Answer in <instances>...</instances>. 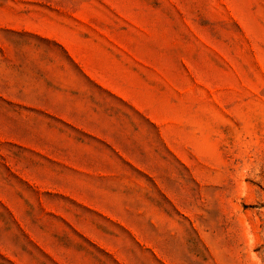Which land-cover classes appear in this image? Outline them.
<instances>
[{"label":"rangeland","instance_id":"obj_1","mask_svg":"<svg viewBox=\"0 0 264 264\" xmlns=\"http://www.w3.org/2000/svg\"><path fill=\"white\" fill-rule=\"evenodd\" d=\"M95 34L141 46L152 112L173 119L176 161L155 130L116 141L166 159L136 173L124 220L55 190L67 145H87L91 163L110 153L56 108L141 114L42 36ZM64 63L91 94L62 86ZM0 264H264V0H0Z\"/></svg>","mask_w":264,"mask_h":264},{"label":"crops","instance_id":"obj_2","mask_svg":"<svg viewBox=\"0 0 264 264\" xmlns=\"http://www.w3.org/2000/svg\"><path fill=\"white\" fill-rule=\"evenodd\" d=\"M42 36L55 41L64 50L70 64H74L71 58L78 64L79 68H75L77 73L87 81L130 104L136 112L141 113L139 116L105 115L100 111L102 107L97 112L98 103L78 98L73 102L64 103L69 111L73 109L74 112L80 113L78 117L70 116L65 111H60V108L54 110L64 123L72 124L85 133L96 136L93 138L107 145L110 152H104L102 159L100 157L97 163L94 160L91 163L92 151L87 145L80 142L67 145L65 153L68 158L62 161L72 169L68 170V177H63V184L56 185L55 190L69 194L81 204L113 219L124 220V213L134 210L137 197L136 173L145 177L147 174L153 176L160 171L162 165L166 167V159L161 163L155 157L158 155L156 149L144 147L141 155L148 160L140 162L133 158L140 154L117 147L116 141H121L124 147L132 135L150 134L146 129L155 130L160 142L164 143L165 155L173 156L176 161L175 150L169 141L173 119L152 112V102L158 95L146 81L145 54L140 51L141 46L138 43L130 47L128 38L123 36ZM64 66L63 70L59 69L62 86L73 93L80 92L85 95L86 89L79 86L77 78L69 69L67 71L65 63ZM41 107L45 108L43 105ZM94 119L96 122L92 127L88 122Z\"/></svg>","mask_w":264,"mask_h":264},{"label":"trees","instance_id":"obj_3","mask_svg":"<svg viewBox=\"0 0 264 264\" xmlns=\"http://www.w3.org/2000/svg\"><path fill=\"white\" fill-rule=\"evenodd\" d=\"M71 58V57H70ZM71 60L74 62V64L79 68L78 64L71 58Z\"/></svg>","mask_w":264,"mask_h":264}]
</instances>
